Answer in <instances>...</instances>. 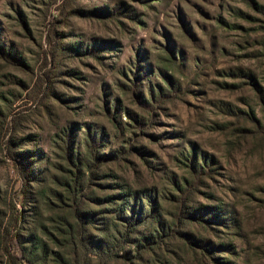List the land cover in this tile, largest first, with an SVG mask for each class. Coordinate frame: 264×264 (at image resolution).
<instances>
[{
	"label": "rangeland",
	"instance_id": "obj_1",
	"mask_svg": "<svg viewBox=\"0 0 264 264\" xmlns=\"http://www.w3.org/2000/svg\"><path fill=\"white\" fill-rule=\"evenodd\" d=\"M256 1L264 6V0ZM99 10L114 15L78 13ZM16 11L27 19L25 28ZM262 20L242 0H0V41L24 62L13 67L0 60V264H6L3 237L5 229H12L10 218L21 216V234L36 233L47 241L42 227L52 229L51 220L63 216L55 203L49 209L27 202L20 191L30 173L37 180L30 183L31 192L38 185L61 187L55 178L66 170L70 126L76 128L80 151L88 130L105 133L109 142L100 147L103 153L118 150L127 139L134 148L98 172L92 185L98 197L124 184L166 194L171 176L185 174L181 162L190 146L211 156L213 179L198 186L192 206L219 207L237 226L188 229L211 244H230L231 251L214 257L264 264V128L254 131L239 118L252 109L264 126V108L243 79L235 78L250 71L264 89ZM92 46L94 53H82ZM137 55L142 58L135 73L141 76L139 90L146 93L147 80L159 84L164 74L175 89L154 107L147 125L137 131L142 133L118 137L105 113L115 99L122 125L129 120L126 109L148 116L118 85L129 84L122 72H135ZM101 219L94 221L98 230L104 228ZM193 249L168 242L154 257L144 255L135 264H216L208 252L204 259L201 250Z\"/></svg>",
	"mask_w": 264,
	"mask_h": 264
},
{
	"label": "trees",
	"instance_id": "obj_2",
	"mask_svg": "<svg viewBox=\"0 0 264 264\" xmlns=\"http://www.w3.org/2000/svg\"><path fill=\"white\" fill-rule=\"evenodd\" d=\"M242 2L250 10L260 14L264 24V6L256 0H242ZM119 8L121 9L118 7L116 10L118 11ZM78 13L83 17L99 18L113 17L114 15L108 10ZM16 14L17 20L25 28L28 24L27 19L19 11H16ZM55 18L56 16H53V19ZM261 29L264 30V26H261ZM95 50L96 47L92 46L91 50L86 48L81 51L82 53H94ZM141 59L140 55H137V67H135L134 73L129 69L127 70L128 74L122 72V76L128 80L129 84L122 82L118 85L122 92L131 95V98H135L140 103L141 111L147 113L148 116H136L131 110L126 109L124 114L129 120L122 125L121 121L117 120L121 106L120 101L115 99L113 104L106 107L105 113L118 137L128 133L132 136L142 133L137 131L147 125L150 120L149 114L154 107L159 104L161 99L169 98L175 89L174 81L170 76L164 74L161 76L159 84H151L147 80L146 93L139 90L143 88L142 83L138 84L141 76L135 73L140 71L138 64ZM0 60L4 61L7 66L15 67L24 64L23 58L2 44L1 41ZM236 75V79H243L250 87L264 108V89L259 86L254 73L247 71L239 72ZM150 76L151 73L147 72V77ZM239 118L250 123L254 131L257 129L259 131L260 127L264 128L252 109L244 111L243 117L239 116ZM243 130L246 131L245 128ZM239 131L243 133L241 132L242 128ZM68 132L63 153L66 170L59 180L55 178L56 184L59 183L61 187L47 189L38 185L35 186L34 192H31L29 191L32 189L30 183L37 180L30 173V175L24 176L20 191L21 197L27 202L29 200H32V203L34 201L41 202L49 209L55 203L63 216H56L51 220L52 229L42 227V233L47 237V241L39 238L36 233H28V236L21 234L19 228L21 216L10 218L8 225L12 226V229L11 231L5 229L8 233H5L3 237V241L8 245L5 248L6 264H116L120 261L126 264H135L144 255H149L150 258L154 257L157 249L173 241L190 251H194L193 248L201 250L200 256L204 259L207 258L205 254L208 252L211 255L209 259L213 263L232 264L228 260H223L224 258L212 256L215 253L231 251L230 244H211L207 238L198 236L188 229V226H194V224L199 225L203 230L209 227L213 228V225L225 229L237 226L236 219L226 215L228 213L219 207L192 206L194 197L198 193V186L208 179H213L211 175L214 171L211 166L214 161L211 156L190 146L189 151L182 157L183 162H181L186 172L180 177L174 174L171 176L169 180L171 190L166 194L160 193V195L158 192L154 193L147 189L133 190L124 184L116 186L119 189L118 192L98 197L94 196L95 190L92 187L95 178L98 177V172L107 163L120 162L124 159L123 155L127 153V150L134 148L127 139L118 150L113 149L103 153L100 147L109 142L105 133H92L88 130L83 138L80 151V145L78 147L76 141V128L70 126ZM150 136L153 137V135ZM136 150L140 154H145L142 153L143 149ZM158 198L162 200L163 204H159ZM91 204L100 207L101 210L97 209L98 211H96L91 207ZM165 204H169L170 209L169 206L165 208ZM99 215L102 217L104 228L98 230L94 226V221ZM124 246L128 247L127 251H124ZM162 264L166 263L162 262Z\"/></svg>",
	"mask_w": 264,
	"mask_h": 264
}]
</instances>
